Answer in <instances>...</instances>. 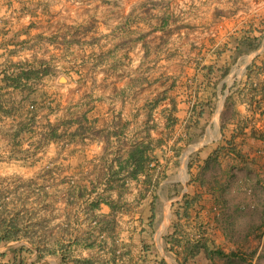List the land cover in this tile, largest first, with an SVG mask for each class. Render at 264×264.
Masks as SVG:
<instances>
[{
	"label": "crops",
	"instance_id": "0c3cea01",
	"mask_svg": "<svg viewBox=\"0 0 264 264\" xmlns=\"http://www.w3.org/2000/svg\"><path fill=\"white\" fill-rule=\"evenodd\" d=\"M0 196V264H216L202 246L250 240L264 0H0Z\"/></svg>",
	"mask_w": 264,
	"mask_h": 264
},
{
	"label": "rangeland",
	"instance_id": "374dc122",
	"mask_svg": "<svg viewBox=\"0 0 264 264\" xmlns=\"http://www.w3.org/2000/svg\"><path fill=\"white\" fill-rule=\"evenodd\" d=\"M56 26L58 27L59 31H66V27H64L63 24L60 23V20L57 21ZM68 27H69V21H68ZM69 31V28H68ZM231 197V196H230ZM236 198L243 197L237 195ZM1 198V196H0ZM40 200L42 203L43 208L45 207L47 209L49 201L52 203L57 202H63V197L60 198V196H51L49 199L48 195H42V196H36V200ZM58 216L64 215V213L59 212L57 213ZM45 215H49V213L46 211L42 212V221L39 223L40 225L47 224V220H49ZM0 218H1V212H0ZM65 218V217H64ZM43 230V227H41ZM237 230H251L252 231V237L250 240H246L243 243H230L227 246V253H232L231 258H217L216 264H264V226L259 227H253V228H246V227H237ZM43 233V232H42ZM44 234V233H43Z\"/></svg>",
	"mask_w": 264,
	"mask_h": 264
},
{
	"label": "trees",
	"instance_id": "16d2710c",
	"mask_svg": "<svg viewBox=\"0 0 264 264\" xmlns=\"http://www.w3.org/2000/svg\"><path fill=\"white\" fill-rule=\"evenodd\" d=\"M257 44L255 43H252L251 41H249V46L250 47H256ZM15 227V226H12V228ZM3 227L0 225V234H2L4 231H3ZM16 229V228H14ZM7 232V231H6ZM9 233H15V231L13 232H9ZM0 240H2V236H0ZM207 255H212L213 258H222V259H226V258H231V255L232 253H227L225 252L224 250H222L221 248H216L215 250H209L208 248H206L205 246H202ZM86 263V262H85ZM210 264H215V262L213 263H210Z\"/></svg>",
	"mask_w": 264,
	"mask_h": 264
}]
</instances>
